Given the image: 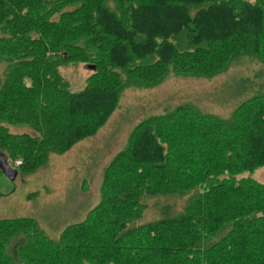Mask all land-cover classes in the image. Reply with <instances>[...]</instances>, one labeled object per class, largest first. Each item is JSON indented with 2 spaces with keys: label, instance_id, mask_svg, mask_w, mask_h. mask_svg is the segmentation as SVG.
<instances>
[{
  "label": "trees",
  "instance_id": "1",
  "mask_svg": "<svg viewBox=\"0 0 264 264\" xmlns=\"http://www.w3.org/2000/svg\"><path fill=\"white\" fill-rule=\"evenodd\" d=\"M244 57L264 64V0H0V156L28 175L96 134L125 89ZM69 64L91 69L80 90ZM263 166L264 94L227 118L189 105L148 116L84 220L50 238L31 217L0 219V264H264ZM149 198L167 202L144 222Z\"/></svg>",
  "mask_w": 264,
  "mask_h": 264
},
{
  "label": "rangeland",
  "instance_id": "2",
  "mask_svg": "<svg viewBox=\"0 0 264 264\" xmlns=\"http://www.w3.org/2000/svg\"><path fill=\"white\" fill-rule=\"evenodd\" d=\"M6 66L7 62L0 61V73ZM60 71L73 91L82 89L91 73L86 64H69ZM262 94L264 64L249 57L241 58L212 78L170 73L155 87H129L122 92L117 108L96 134L77 142L63 154H52L45 165L28 175L18 173L11 180L0 173V219L31 217L48 237L56 238L66 226L84 220L99 202L103 169L125 146L138 122L179 105L227 118L237 105ZM6 126L12 133L35 134L24 124ZM9 164L18 166L11 161ZM252 176L264 183V166ZM166 202L147 199L148 210L143 221L156 218L159 205ZM175 203L178 209L183 200Z\"/></svg>",
  "mask_w": 264,
  "mask_h": 264
},
{
  "label": "water",
  "instance_id": "3",
  "mask_svg": "<svg viewBox=\"0 0 264 264\" xmlns=\"http://www.w3.org/2000/svg\"><path fill=\"white\" fill-rule=\"evenodd\" d=\"M0 169L2 173H4L11 180H13L18 173L16 168L6 163V160L3 156H0Z\"/></svg>",
  "mask_w": 264,
  "mask_h": 264
},
{
  "label": "built area",
  "instance_id": "4",
  "mask_svg": "<svg viewBox=\"0 0 264 264\" xmlns=\"http://www.w3.org/2000/svg\"><path fill=\"white\" fill-rule=\"evenodd\" d=\"M20 162H21L20 160H16V161L14 162L15 166L19 165Z\"/></svg>",
  "mask_w": 264,
  "mask_h": 264
}]
</instances>
